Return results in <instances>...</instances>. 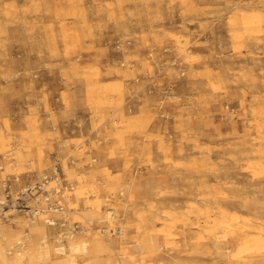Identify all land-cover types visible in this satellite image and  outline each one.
<instances>
[{
	"label": "rangeland",
	"instance_id": "rangeland-1",
	"mask_svg": "<svg viewBox=\"0 0 264 264\" xmlns=\"http://www.w3.org/2000/svg\"><path fill=\"white\" fill-rule=\"evenodd\" d=\"M238 14L262 22L245 32ZM46 175L91 230L77 237L106 236L91 210L119 211L125 264L217 262L207 251L227 230L207 235V211L264 226V0H0V182L26 199L0 223V245L2 230L24 237L9 258L34 242L21 222L44 208ZM245 255L263 264L264 246Z\"/></svg>",
	"mask_w": 264,
	"mask_h": 264
},
{
	"label": "bare ground",
	"instance_id": "bare-ground-1",
	"mask_svg": "<svg viewBox=\"0 0 264 264\" xmlns=\"http://www.w3.org/2000/svg\"><path fill=\"white\" fill-rule=\"evenodd\" d=\"M260 22H262L261 16L247 17V15L245 14H238L236 19L233 21V24H243V29L245 30V32H247L253 27V25ZM242 35L243 34L240 33L236 35V38H241ZM192 58L193 57L189 54L188 50H184V59L187 60V62L189 63H187L188 65H191V63L195 62ZM261 154L263 153L261 152ZM64 167V173L68 177V171H71V169L68 168V165L66 164ZM68 189L72 190V187L65 188V191ZM74 189L75 186H73L72 191H74ZM168 191L169 190H167V188L161 189L159 196L161 198L165 197L166 195H170V197L173 198L176 197L177 194L175 191H171V193H169ZM0 199L2 202H4L5 195L3 194ZM154 209V206L150 207V215L142 218V222H145L147 220L155 222V220L158 219L156 216L157 213L155 214ZM11 212L13 211L4 212V214L1 215L2 217L0 216V223L4 219L8 218L7 215ZM43 212L44 210H40V212H34L31 210L29 214L34 217L27 220L24 219L22 220V222L20 221L23 227L30 228V233L34 236L35 239L31 247L28 248L24 246V252L22 251V253H16L12 258H9L7 256V253H9V251L13 247L19 245V242L22 241L24 237H20V235L15 234L7 235V233L2 230V238L5 242L0 245L1 264H125L122 260H114L111 252V248L113 245L110 241H112L111 238L113 237V235L110 232H118L117 229H120L119 233L115 234L117 240L123 242L127 238L125 225L122 222L121 217L119 216V211L116 212L115 208H109L103 218V215L101 216L100 214V210H91L88 214V217L85 218V220H88V222L101 221L102 223H104L105 226L103 231L106 236L100 235L101 237L86 239L77 237L78 235H75L68 237L64 241H60L59 239L57 240L56 237L54 238L46 233V229L39 222V220H42V222L47 227L46 223H48L49 218ZM218 213L220 214V220L215 218L210 211L205 212V214H201L203 215V218H205V230L208 231L207 235L210 234L213 236L214 232L216 234H219V232L222 233L225 229L227 230V233L225 237H223L222 242H220V238L215 237L214 234V238L216 241L214 242L213 247H210L207 252H213V250L216 251L219 259L217 262L214 260L212 264H220L219 262H226L223 264H254V261L252 262L251 260L245 258V252L251 245L259 244L264 246V226L258 225L256 223H244L238 226L237 230H234L233 227H237V225L239 224V217L237 215H233L229 219L227 213H225L221 209L220 211H218ZM38 216H43L45 218H40ZM176 218L177 214L173 211L166 212L165 214L166 221H173ZM162 231L164 233H172L171 229H168L167 231L165 227H163ZM90 232L91 230L85 227L82 233ZM252 233H254L255 235L250 237L249 235H251ZM228 234H230V236ZM27 235H29V233L25 234L24 236ZM25 239H29V237H26ZM135 243L137 244L139 253L147 252V249L143 245V239H138V242ZM160 249L165 253H168L170 249V256L173 255L174 248H165L164 246H160ZM182 256H186V252H183ZM118 259H122L121 255H118ZM259 262H262L264 264V258L260 259ZM141 263L153 264L151 261L148 263Z\"/></svg>",
	"mask_w": 264,
	"mask_h": 264
},
{
	"label": "built area",
	"instance_id": "built-area-1",
	"mask_svg": "<svg viewBox=\"0 0 264 264\" xmlns=\"http://www.w3.org/2000/svg\"><path fill=\"white\" fill-rule=\"evenodd\" d=\"M120 45L117 46V49L120 50ZM159 111H162V108L159 109ZM161 117L163 119H167L168 117L165 115V113L161 114ZM54 168V176L59 177L60 172L58 169V166H55ZM45 181L43 184H39L38 191L41 193L40 197H42V200L38 202V206H44V208H38L40 210H44L43 213L48 216L49 221L46 223L48 227H51L55 230H57V240L64 241L70 236H75V234L83 232L85 227L79 223L74 222L72 223V220L70 219L69 210L67 206L63 203V201L60 199L59 195L61 194L63 189H48L50 183L48 182V178H50V175L45 176ZM57 183L59 180H55ZM53 183V182H51ZM0 189L3 190V194L5 195V201H0V216L4 214L6 211V207H13L17 206L18 201L20 199L26 200L22 195H17L15 198L11 196L13 195L11 191V186L9 184V180H5L3 182H0ZM25 192V191H23ZM24 195V193H23ZM121 197H123V194H120ZM39 210V211H40ZM12 211V210H9ZM113 212V211H112ZM2 217V216H1ZM4 218V217H3ZM104 227L100 228V232L104 233ZM118 232H110L112 235L118 234L120 229H117Z\"/></svg>",
	"mask_w": 264,
	"mask_h": 264
},
{
	"label": "crops",
	"instance_id": "crops-1",
	"mask_svg": "<svg viewBox=\"0 0 264 264\" xmlns=\"http://www.w3.org/2000/svg\"><path fill=\"white\" fill-rule=\"evenodd\" d=\"M49 4L52 5V2H49ZM44 6H45V5H44ZM94 45H95V44H94ZM90 46H92V45H90ZM95 46H98V45H95Z\"/></svg>",
	"mask_w": 264,
	"mask_h": 264
}]
</instances>
